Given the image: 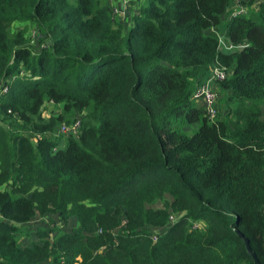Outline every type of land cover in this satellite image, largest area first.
I'll return each instance as SVG.
<instances>
[{"label":"trees","instance_id":"1","mask_svg":"<svg viewBox=\"0 0 264 264\" xmlns=\"http://www.w3.org/2000/svg\"><path fill=\"white\" fill-rule=\"evenodd\" d=\"M234 4L0 0V264H264V0Z\"/></svg>","mask_w":264,"mask_h":264},{"label":"rangeland","instance_id":"2","mask_svg":"<svg viewBox=\"0 0 264 264\" xmlns=\"http://www.w3.org/2000/svg\"><path fill=\"white\" fill-rule=\"evenodd\" d=\"M137 1V0H136ZM134 1L133 5L130 6V8H133V10H137L140 7H143L146 4V0H138V2ZM234 1V5H236V0ZM105 3L107 4V6L110 9V15L112 17V19H114L116 22L121 23L123 19H125V17H127L131 12H126L124 13V9H122V7H119L116 3V0H113L112 2H109L108 0H105ZM123 7L125 9H127L124 5ZM15 27H26V36L27 38L30 40V42H32V36H33V27L29 26L26 23H16L14 25ZM211 32H213L215 35H217L218 37L219 35V31L217 30H212ZM222 44V42H220ZM32 45H34L33 43H31ZM3 85H0V91ZM213 91L215 93V115L220 114L221 116H223L226 112L224 110V108L221 106L220 104V100H221V96H220V90L218 89L217 86L213 87ZM59 107H54L51 104H45L44 110L41 112V117L43 120H47L50 117H53L55 115H57L59 113ZM75 119L77 118V116L74 117ZM261 119L264 122V109H262V114H261ZM75 121H79V120H75ZM74 123L70 124V125H64V124H60L58 127L55 128L54 132L51 133V137L52 138H58L59 140V146L63 145L64 143V138L67 136H76L75 134H72V130L71 127L73 126ZM192 128H188V127H184L183 128V132L186 134H191L192 133ZM31 139L32 142H34L35 138L30 136L29 137ZM153 208H160L161 204L160 202H156L152 205ZM43 225L42 221L39 220V218L33 219L32 221H30L28 223V225H25L24 228H22V233L20 232L19 234H17V240L18 243L20 245H26L28 244L29 241H35V236L33 235V230H35L36 227H39ZM75 226V222L72 221L70 223V225L66 228L67 230L74 227ZM198 226H200V224L198 223ZM195 224L192 225V228H195ZM148 231L150 233H156V232H160V230H156V229H148Z\"/></svg>","mask_w":264,"mask_h":264},{"label":"built area","instance_id":"3","mask_svg":"<svg viewBox=\"0 0 264 264\" xmlns=\"http://www.w3.org/2000/svg\"><path fill=\"white\" fill-rule=\"evenodd\" d=\"M112 2L113 0H108ZM136 0H123V5L127 7L130 3ZM243 11L241 8L238 9V13ZM224 78V73L216 68L210 70L209 75L206 80L198 87L195 88L194 92V101L199 104V107L202 108L203 113L209 118L212 119L215 115V93L213 87ZM5 89H3L4 91ZM2 91V88H1ZM79 127V121H75L71 127L72 134H77Z\"/></svg>","mask_w":264,"mask_h":264},{"label":"crops","instance_id":"4","mask_svg":"<svg viewBox=\"0 0 264 264\" xmlns=\"http://www.w3.org/2000/svg\"><path fill=\"white\" fill-rule=\"evenodd\" d=\"M136 2H138V0H137ZM116 3H117V5H118L119 7H122V9L125 10L124 13L129 12L130 10L133 11V8H130V9L127 8V7H129V6L126 7L127 9H125V8L123 7V0H116ZM132 3H133V2H132ZM130 4H131V3H130ZM131 5H133V4H131Z\"/></svg>","mask_w":264,"mask_h":264},{"label":"water","instance_id":"5","mask_svg":"<svg viewBox=\"0 0 264 264\" xmlns=\"http://www.w3.org/2000/svg\"><path fill=\"white\" fill-rule=\"evenodd\" d=\"M236 234H238L237 232H236ZM252 255V254H251ZM253 257V256H252ZM253 262L255 263V264H258V262L253 258Z\"/></svg>","mask_w":264,"mask_h":264}]
</instances>
